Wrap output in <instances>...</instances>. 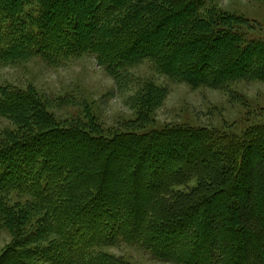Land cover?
<instances>
[{
    "label": "trees",
    "instance_id": "16d2710c",
    "mask_svg": "<svg viewBox=\"0 0 264 264\" xmlns=\"http://www.w3.org/2000/svg\"><path fill=\"white\" fill-rule=\"evenodd\" d=\"M214 1L0 0V67L92 55L119 88L143 61L193 89L264 83V40ZM164 95L142 84L135 118L106 135L0 85L14 125L0 136V264H128L101 250L119 243L173 264H264V125L157 129Z\"/></svg>",
    "mask_w": 264,
    "mask_h": 264
},
{
    "label": "rangeland",
    "instance_id": "374dc122",
    "mask_svg": "<svg viewBox=\"0 0 264 264\" xmlns=\"http://www.w3.org/2000/svg\"><path fill=\"white\" fill-rule=\"evenodd\" d=\"M214 2L219 9L250 22L253 27L248 29V36L264 40V0ZM128 74L130 82L119 88L92 55L68 58L54 64L32 58L0 67V85L33 88L48 102L51 114L64 125L75 120L86 122V115L90 114L106 135L121 131L124 123L135 118L130 100L146 82L165 90L163 101L153 114L151 127L159 129L181 124L240 135L250 126L264 125L262 82H239L227 90L193 89L168 80L147 61L129 68ZM13 128L9 120L0 117V136L5 129ZM195 184L193 180L173 190L184 191ZM10 240L6 231L0 232V251ZM101 250L128 264H173L157 261L131 244L119 243Z\"/></svg>",
    "mask_w": 264,
    "mask_h": 264
}]
</instances>
